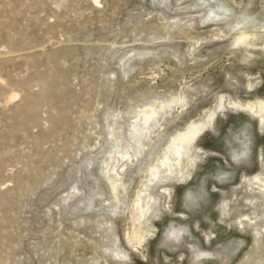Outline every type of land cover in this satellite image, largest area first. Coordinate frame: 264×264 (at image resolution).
Masks as SVG:
<instances>
[{"label":"rangeland","instance_id":"obj_1","mask_svg":"<svg viewBox=\"0 0 264 264\" xmlns=\"http://www.w3.org/2000/svg\"><path fill=\"white\" fill-rule=\"evenodd\" d=\"M0 264H264V0H0Z\"/></svg>","mask_w":264,"mask_h":264},{"label":"bare ground","instance_id":"obj_2","mask_svg":"<svg viewBox=\"0 0 264 264\" xmlns=\"http://www.w3.org/2000/svg\"><path fill=\"white\" fill-rule=\"evenodd\" d=\"M250 107V106H249ZM263 108V107H262ZM246 109V108H245ZM150 112V111H149ZM143 114H145L143 112ZM155 113H149V114H146L144 116H146L145 118V121L148 122L154 115ZM155 116V115H154ZM213 119V118H211ZM210 120V119H209ZM209 124V123H208ZM206 124H199V125H192L189 129H188V132H186L185 134H182L180 135L174 145L171 147V151L179 156L181 151L184 150L185 146H188L190 145L192 142H194L197 138H198V135L204 131L206 129Z\"/></svg>","mask_w":264,"mask_h":264}]
</instances>
